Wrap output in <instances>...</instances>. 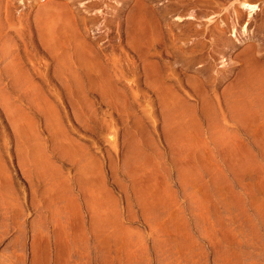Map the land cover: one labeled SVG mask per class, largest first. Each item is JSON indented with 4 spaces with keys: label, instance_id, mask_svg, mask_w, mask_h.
Listing matches in <instances>:
<instances>
[{
    "label": "rangeland",
    "instance_id": "374dc122",
    "mask_svg": "<svg viewBox=\"0 0 264 264\" xmlns=\"http://www.w3.org/2000/svg\"><path fill=\"white\" fill-rule=\"evenodd\" d=\"M54 2L69 5L71 11L83 7L85 1L0 0V36L10 38L14 64L23 69L16 68L26 71L37 88L34 93L22 90L23 100H19L13 78L7 79L0 65L1 89L11 92V100L21 103L28 115L26 122L31 120L14 128L0 96V193L11 194L19 204L6 219L0 212V264H264V0H104L92 11L102 14L100 22L76 23L78 28L90 29L79 36L95 60L89 73L71 60V70L80 77L77 85L57 75L58 67L40 46L34 29L36 11ZM241 3L256 8L248 12ZM137 16L144 17L143 25L148 22L145 31L143 26L134 28ZM42 96L53 107L49 112ZM173 97L177 108L169 104ZM239 98L244 100L241 107ZM52 113L63 132L54 134V128L50 129ZM22 134L29 141L38 140L43 155L57 170L60 188H54V198L58 208H65L71 193L79 200V214L87 228L99 213L100 218H109L113 230H119V238L100 236L98 241L89 234L86 240L78 231L76 214L70 215L67 224L73 236H58L54 225L38 228L40 217L48 213L42 196L48 177L35 173L30 159L24 161L27 144ZM67 140L91 158L83 180L77 173L82 164L61 154L60 146ZM183 169L195 178L182 175ZM199 173H207L206 178H199ZM83 186L95 200L93 209L84 202ZM148 186L160 196L161 203L154 207L141 206L142 192ZM165 187L169 196L163 195ZM190 191L202 203L195 209L198 212L189 204L186 192ZM86 242L93 248L84 257Z\"/></svg>",
    "mask_w": 264,
    "mask_h": 264
},
{
    "label": "bare ground",
    "instance_id": "6f19581e",
    "mask_svg": "<svg viewBox=\"0 0 264 264\" xmlns=\"http://www.w3.org/2000/svg\"><path fill=\"white\" fill-rule=\"evenodd\" d=\"M55 1V0H54ZM79 2H83V1H85L84 3H83V5H81V6H83V7H81V8H79V9H76V10H72L71 9V11H69V8H68V6L69 5H66V4H62V5H60V3H56V2H54V6H52V5H48V6H43L42 8H40V10H37L36 11V13L34 14V23H35V27H34V29H36V31H37V33H38V35H39V37H37L39 40H40V42H39V44H40V46L42 45V47H44V49H46L47 51H48V53H50L49 55H51L50 57H52V59H54V62L56 63V65H57V67L59 68H57V75H59V73H60V77L62 76V77H65V76H67V78L69 77V79L71 78L73 81L71 82V83H73L74 82V84L75 85H77L76 83L79 81V75L76 73V72H74V71H72L71 69V67H70V62H71V60H73V61H75L78 65H79V67H83V71H84V69H85V72L86 73H89V71H90V67H92V65H90L91 64V62H93L92 64H94V62H95V60L94 61H92V58H93V53L91 52V51H89V50H87L86 51V48H85V44H84V42H82V40L80 39V34H82V32H84V33H86V32H89V28H86V27H81V28H78V26H77V21L78 20H80V22L82 21L83 23L85 22V21H89V22H91V23H93V25L94 24H96V23H98V22H100V20L102 19V14L101 13H94V12H92L93 10H95V9H98L100 6H102V4H103V1L104 0H78ZM69 2H70V0H69ZM66 3V2H65ZM73 3H75V2H73ZM77 3V2H76ZM72 4V3H71ZM77 5V4H76ZM76 5H75V7H76ZM73 7V6H72ZM241 7H242V9H245V10H248V12L250 11V12H253L254 10H255V6H253V5H250V4H248V3H241ZM77 8V7H76ZM139 8H140V6H139ZM137 9V8H136ZM67 11V12H66ZM69 11V12H68ZM113 11V10H112ZM99 12H100V10H99ZM117 12V11H116ZM140 11H138V12H136V13H139ZM67 13H70L69 15H67ZM108 14V13H107ZM119 14V13H118ZM140 14V13H139ZM137 15V14H136ZM115 16V15H114ZM117 16V15H116ZM142 16V15H141ZM135 18V17H134ZM133 18V19H134ZM136 20H135V24H133L134 26V28L135 29H139V28H141L142 26V28H143V30H144V25H146V24H144L143 25V19H144V17L141 19L139 16H137L136 18H135ZM133 22V21H132ZM134 23V22H133ZM145 23V22H144ZM34 25V24H33ZM148 26V25H147ZM150 26V25H149ZM154 28V27H153ZM133 29V28H132ZM146 29V28H145ZM148 29V28H147ZM134 30V29H133ZM35 31V32H36ZM140 31V30H139ZM145 31V30H144ZM144 31L141 33V34H143L144 33ZM133 32V31H132ZM135 32V31H134ZM90 34V33H89ZM137 36H138V32L137 33H135ZM141 34L139 33V35L141 36ZM37 35V34H36ZM37 35V36H38ZM2 36V37H1ZM0 36V60L3 62V64H1L0 63V65H4L3 67V72L2 73H4V75L5 76H9V77H7V79L8 78H13V82H14V86H13V84L11 83V86H13V87H15V89L16 90H18L17 91V97H18V99L19 100H23V95L21 94V92H22V90H25L26 92H27V90L26 89H32V91L33 90H35V88H36V85H33L34 83L33 82H31V78L30 79H28V77H27V73H25V72H23V71H21V70H19L18 68H22L21 66H18V68H16L17 66H16V64H14V62H15V59L13 58V55L14 54H12L11 53V47H12V41L10 40V38L7 36V35H1ZM137 38V37H136ZM153 38V37H152ZM152 40V39H151ZM155 40V39H154ZM153 41H151V43H152ZM149 43H150V41H149ZM150 43V44H151ZM153 45V44H152ZM71 47V48H70ZM69 48L72 50V53H73V55L71 56L69 53ZM47 53V54H48ZM48 55V56H49ZM18 56V55H17ZM17 56H14V57H16L17 58ZM19 58H17V60H18ZM19 61V60H18ZM96 66V65H95ZM23 69V68H22ZM91 70H92V68H91ZM94 76V75H93ZM0 78H1V76H0ZM6 78V77H5ZM92 80V79H91ZM94 80V79H93ZM151 80V79H150ZM153 81H154V79H153ZM1 82V81H0ZM76 82V83H75ZM93 82V81H92ZM100 82V80L97 82V83H99ZM151 82V81H150ZM70 83V84H71ZM152 83H154V82H152ZM95 84H96V82H95ZM94 84V85H95ZM151 84V83H150ZM252 84V83H251ZM259 83H257L256 84V87H257V89H258V85ZM3 85V84H2ZM254 85V84H253ZM35 86V87H34ZM72 86V85H71ZM261 86V85H260ZM259 86V88L261 89V87ZM13 87H12V89H13ZM97 87V86H96ZM99 87V86H98ZM2 87L0 86V96H1V98H2V103H3V107H4V110H5V112L11 117V121H12V125L14 126V128H18L19 127V124H20V122H22L23 121V123L26 125V119L25 118H27V119H29L28 117H25V116H28L27 114L25 115L24 113H25V111L24 110H22L21 109V106L19 105V104H21V103H19L18 104V102H16V104L14 103V101H12L11 100V98H10V93L11 92H9L8 94L7 93H5L6 92V90H2L1 89ZM77 88H78V86H77ZM37 89V88H36ZM237 89V88H236ZM251 89V88H250ZM14 90V89H13ZM38 90H40V89H38ZM238 90V89H237ZM253 91H254V89H252ZM256 90V89H255ZM24 91V92H25ZM41 91V90H40ZM233 91V90H232ZM257 91V90H256ZM25 92V93H26ZM30 92V91H29ZM166 92V91H165ZM237 92H239L240 93V91L238 90ZM251 92V90L249 91V93ZM23 93V92H22ZM33 93H34V91H33ZM35 93H38V92H35ZM169 93V92H168ZM170 93H172V92H170ZM234 93V92H233ZM15 94V93H14ZM29 94V93H28ZM40 94V92L37 94V95H39ZM166 94H167V92H166ZM25 95H27V93L25 94ZM30 95V94H29ZM36 95V94H35ZM36 95V96H37ZM41 95H43L42 93H41ZM229 95V94H228ZM244 95V94H243ZM247 95V94H246ZM40 96V95H39ZM44 96V95H43ZM43 96H42V99H43V104L45 105V107H46V111L47 112H49L50 110H52V108L53 107H51L49 104L50 103H48L47 102V100H46V98H43ZM242 96V95H241ZM25 97H27V96H25ZM31 97V96H30ZM33 97V96H32ZM167 97H168V95H167ZM228 97H230V96H228ZM243 97V96H242ZM248 97V96H247ZM27 98H29V97H27ZM231 98V97H230ZM244 98V97H243ZM246 98V97H245ZM244 98V100H246ZM14 99V98H13ZM37 99V98H36ZM18 100V101H19ZM28 100V99H27ZM231 100V99H230ZM235 100V99H234ZM243 100V101H244ZM25 102H26V100H24ZM37 101H38V99H37ZM39 101H40V99H39ZM171 102L169 103L170 104V106L171 107H174V108H177V99L175 98V97H173V98H171V100H170ZM208 101V100H207ZM229 101V100H228ZM233 101V100H232ZM236 101V100H235ZM242 101V99L241 98H239L238 99V102L237 103H239V107H241V102H243ZM0 102H1V100H0ZM21 102V101H20ZM164 102V101H163ZM168 102V101H167ZM166 102V103H167ZM27 103V102H26ZM31 103H32V100H31ZM180 103V102H179ZM207 103V102H206ZM232 103V102H231ZM231 103H230V105H231ZM244 103V102H243ZM42 104V103H41ZM37 105V104H36ZM35 105V106H36ZM40 105V104H39ZM166 105V104H165ZM236 105V104H235ZM235 105H233V106H235ZM31 106V105H30ZM229 106V105H228ZM238 106V105H237ZM2 107V108H3ZM90 107V106H89ZM165 107V106H164ZM185 108V107H184ZM180 109V108H179ZM236 109H238L237 107H236ZM244 109V108H243ZM34 110H36V109H34ZM38 110V109H37ZM44 109L43 108H41V110L40 111H43ZM165 110H166V108H165ZM168 110V109H167ZM171 110H173V109H171ZM176 110V109H175ZM184 110V109H183ZM186 110V109H185ZM241 110V109H240ZM24 111V112H23ZM180 111V110H179ZM212 111V110H211ZM52 112H54V109H53V111ZM176 112V111H175ZM240 112V111H239ZM45 113V112H44ZM177 113H178V111H177ZM181 113V112H180ZM43 114V113H42ZM46 114V113H45ZM49 114V113H48ZM47 114V115H48ZM53 115H52V117L54 116V125L52 124V122H51V124L54 126V127H52L51 126V124L49 125V127H50V129L52 130V128H54V134H56V133H60V132H63V128H62V126L60 125V123H59V119H58V117L54 114V113H52ZM184 114V113H183ZM47 115H45V117L47 116ZM50 115H51V112H50ZM49 115V116H50ZM165 115H167V114H165ZM190 115V114H189ZM43 116V115H42ZM48 116V117H49ZM170 116V115H169ZM177 116V115H176ZM182 116V115H181ZM213 116H214V114H213ZM51 117V118H52ZM185 117V116H184ZM50 118V117H49ZM51 118L49 119V120H51ZM216 118V117H215ZM8 119H10V118H8ZM48 119V118H47ZM176 119V118H175ZM186 119V118H185ZM184 119V120H185ZM192 119H194V118H192ZM25 120V121H24ZM167 120V119H166ZM172 120H174V118L172 119ZM177 120V119H176ZM182 121H184L183 119H181ZM31 120H28V123L30 122ZM52 121V120H51ZM175 121V120H174ZM26 122V123H25ZM190 122V121H189ZM27 123V124H28ZM169 123V122H168ZM170 123H172V122H170ZM169 123V124H170ZM181 123V122H180ZM30 124H31V122H30ZM183 124H184V122H183ZM188 124H190V123H188ZM11 125V124H10ZM11 125V126H12ZM23 125V124H22ZM22 125L20 124V126L22 127ZM179 125V124H178ZM20 127V128H21ZM172 127V126H171ZM14 128H12V129H14ZM180 128V127H179ZM178 129V128H177ZM15 130V129H14ZM184 130H186L185 128H184ZM20 131V130H19ZM18 131V132H19ZM180 131V130H179ZM21 132V131H20ZM19 132V133H20ZM23 132V131H22ZM21 132V133H22ZM18 133V134H19ZM18 134H17V136H16V138L18 139ZM181 134V133H180ZM183 134V133H182ZM200 134V133H199ZM198 134V136H200ZM215 134V133H214ZM218 134V133H217ZM196 135V134H195ZM188 136V135H187ZM55 137V136H54ZM182 137V136H181ZM194 137V136H193ZM215 137V136H214ZM218 137H219V135H218ZM222 137V136H221ZM20 138L22 139L23 138V141H25L26 142V144H27V152H24V161H26V159H27V161L30 159L31 160V167H33V169H35L34 171H35V173H37V174H39V175H41L43 178L45 177V175L48 177V183H46L45 184V189H44V192H43V197H44V199L46 200V209L48 210V215L46 214H44L43 212H41V213H43V215L44 216H41L40 217V221L38 222V221H36V222H38V228H41V229H43V230H46V229H44V228H49V226H51V225H54V227H58V229H59V232H57V234H58V236L59 235H62V236H64V235H70V232H69V228L67 227V224L69 225V221H70V215H72V214H76V215H78V231H79V233L81 234L80 236H82L83 238L85 237L86 238V240H88V235L89 234H92V235H94L95 237H96V240H98L99 241V238H100V236H107L108 238H112V237H115V238H119L117 235H118V231L116 232V230H113L112 229V224H109V218H106V216L104 217V218H100V216H99V213L97 214H95L93 217H92V224H91V226H89L88 228L86 227V225H85V222H84V218L82 217V215H81V213L79 214V208L80 207H78V206H80V204H78V202H79V200H77L76 201V199H75V197L73 198V196L71 197V196H67V202H65L66 204V206H65V208L63 209V210H60V208H58V199H55L54 198V188H55V190L57 189V187L56 186H58L59 185V183H58V181H57V177H58V173L56 174V168L51 164V163H49V161H48V159L43 155V153H42V148H41V146H40V143L38 142V140L35 138V137H33L32 138V140H30L29 141V136L27 135V134H22V135H20ZM196 138H198V137H196L195 136V139ZM226 138V137H225ZM31 139V138H30ZM179 139V138H178ZM183 139V138H182ZM186 139V138H185ZM227 139V138H226ZM186 140H188V139H186ZM201 140V139H200ZM29 141V142H28ZM197 141H198V139H197ZM216 141V140H215ZM224 142H226V141H224ZM187 143V142H186ZM193 142H191V144H192ZM195 143V142H194ZM205 143V142H204ZM206 143H208V142H206ZM25 144V143H24ZM209 144V143H208ZM23 145V144H22ZM136 145V144H135ZM179 145V144H178ZM187 145H189V144H187ZM196 145V144H195ZM213 145V144H212ZM64 147H62V145L59 147L60 148V151H61V154H64V155H66L68 158H69V160L72 162V163H74V162H76V160H77V162H78V165H80V164H82V167H79L78 169H79V171L77 172L78 174H79V177H80V179H82L83 180V177H84V175L86 174V171H87V169H86V171H85V165L88 163V162H90L89 160L91 159L90 157H89V155L88 154H86V153H84V152H82L81 151V146H79V145H77V143H75L74 141H72V140H67L66 142H65V144L63 145ZM207 146H209V145H207ZM211 146V145H210ZM209 146V147H210ZM138 147V146H137ZM185 147V146H184ZM192 147H193V144H192ZM203 147H205V144H204V146ZM214 147V146H213ZM21 148H22V146H21ZM194 148V147H193ZM199 149H200V146L198 147ZM197 148V149H198ZM23 149V148H22ZM138 149V148H137ZM153 149V148H152ZM185 149V148H184ZM191 149V148H190ZM189 149V150H190ZM196 149V150H197ZM201 149H203L204 150V148H201ZM200 149V151H202ZM56 150H58V148L56 149ZM136 150V149H135ZM139 150V149H138ZM195 150V151H196ZM205 150H207V149H205ZM210 150V149H209ZM134 151V150H133ZM186 151V150H185ZM194 151V152H195ZM198 151V150H197ZM197 151H196V153H197ZM211 151V150H210ZM86 152V151H85ZM157 152V151H156ZM205 152V151H204ZM175 153V152H174ZM189 153V152H188ZM201 153H203V152H201ZM208 153V152H207ZM206 153V154H207ZM212 153H213V151H212ZM136 153H134V155H135ZM152 154V153H151ZM150 154V155H151ZM185 154V153H184ZM190 154H192V152L190 153ZM205 154V153H204ZM205 154V155H206ZM208 154H210V153H208ZM217 154V153H216ZM140 155H142V154H140ZM189 155V154H188ZM197 155H199V153L197 154ZM202 155V154H201ZM61 156V155H60ZM143 156V155H142ZM152 156V155H151ZM177 156V155H176ZM187 156V155H186ZM61 157H65V156H61ZM128 157V156H127ZM182 157V156H181ZM196 157V156H195ZM210 157V156H209ZM22 158H23V155H22ZM66 158V157H65ZM93 158V157H92ZM130 158V157H129ZM141 158V157H140ZM153 158V157H152ZM185 158H187V157H185ZM205 158V157H204ZM213 158H214V156H213ZM155 159H156V157H155ZM196 159H198V157L196 158ZM212 159V158H211ZM215 159H216V157H215ZM214 159V160H215ZM128 160V159H127ZM132 160V159H131ZM178 160V159H177ZM182 160V159H181ZM181 160H179V161H181ZM213 160V159H212ZM26 161V162H27ZM133 161H134V163L135 164H137V166L138 167H140L139 169H141V170H144L145 169V166L143 165V164H140L139 162H138V159H136V158H134L133 159ZM144 161H145V159H144ZM155 161V160H154ZM196 161V160H195ZM199 161H201L200 159H199ZM125 162V161H124ZM131 162V161H130ZM145 162H147V161H145ZM145 162H144V164H145ZM151 162V161H150ZM158 162V161H157ZM183 162V161H182ZM214 162H216V161H214ZM80 163V164H79ZM191 163V162H190ZM27 164V166L29 167V165H28V163H26ZM75 164V163H74ZM89 164V163H88ZM88 164H87V166H88ZM130 164V163H129ZM162 164V163H161ZM196 164V163H195ZM77 165V164H76ZM95 165V164H94ZM124 165H125V163H124ZM123 165V166H124ZM128 165V164H127ZM126 165V166H127ZM131 165V164H130ZM159 165V164H158ZM174 165H176V164H174ZM183 165V164H182ZM26 166V167H27ZM177 166H179V165H177ZM193 166H194V164H193ZM199 166V165H198ZM214 166H215V164H214ZM220 166V165H219ZM28 167H27V169H28ZM30 167V168H31ZM148 167V166H147ZM157 167V166H156ZM183 167H185V166H183ZM191 167V166H190ZM127 168V167H126ZM187 168H189V167H187ZM196 168V167H195ZM92 169V168H91ZM124 169V168H123ZM130 170L131 169V167L130 168H127V170ZM153 169V168H152ZM224 169V168H223ZM25 170V169H24ZM198 170V169H197ZM202 170V169H201ZM218 170H220V169H218ZM222 170V169H221ZM220 170V171H221ZM26 171V170H25ZM30 171V170H29ZM77 171V170H76ZM95 171V170H94ZM136 171V170H135ZM158 171H159V169H158ZM191 171V170H190ZM124 172H126L127 173V171H126V169L124 170ZM131 172V171H130ZM149 172H151V171H149ZM196 172V171H195ZM199 172H200V170H199ZM133 173V172H132ZM140 173V172H139ZM148 173V172H147ZM154 173V172H153ZM156 173V172H155ZM154 173V174H155ZM226 173V172H225ZM29 174H30V176H31V172H29ZM140 174H143V173H140ZM207 174V173H206ZM205 174V175H206ZM128 175V174H127ZM148 175H150V174H148ZM156 175V174H155ZM163 175V174H162ZM161 175V176H162ZM168 175H169V173H168ZM167 175V176H168ZM182 175H184V176H188V177H193V178H195L193 175H194V173L191 175V173L189 172V170L188 169H183V171H182ZM203 174L201 173H199V178H201V177H204V176H202ZM213 175V174H212ZM225 175V174H224ZM153 176V175H152ZM170 176V175H169ZM29 177V176H28ZM157 177V176H156ZM43 178H41V179H43ZM91 178H92V176H91ZM170 178V177H169ZM183 178H185V177H183ZM205 178H206V176H205ZM211 178V177H210ZM213 178V177H212ZM211 178V179H212ZM31 179V178H30ZM45 179V178H44ZM60 179V178H59ZM87 180H88V178H86ZM40 180V179H39ZM54 180H55V182H54ZM132 180V179H131ZM136 180H138V179H136ZM152 180V179H151ZM162 180V179H161ZM168 180V179H167ZM202 180H203V178H202ZM40 181H42V180H40ZM66 182V181H65ZM90 181L88 180V183H89ZM93 182V181H92ZM145 181H143V183H144ZM161 182V181H160ZM187 182V181H186ZM206 181H204V183H205ZM208 182H209V180H208ZM211 182V181H210ZM61 183H62V181H61ZM60 183V184H61ZM67 183V182H66ZM137 183H139V182H137ZM142 183V184H143ZM162 183V182H161ZM160 183V184H161ZM184 183V182H183ZM198 183V182H197ZM43 184V183H42ZM68 184V183H67ZM141 184V183H140ZM209 184V183H208ZM201 185V184H200ZM199 185V186H200ZM211 185H212V182H211ZM44 186V185H43ZM43 186H42V188H43ZM66 186V185H65ZM68 186V185H67ZM87 186V185H86ZM161 186V185H160ZM170 186V185H169ZM185 186V185H184ZM198 186V187H199ZM133 187V186H132ZM168 187V186H167ZM167 187H165V189H164V193H163V195L165 194V195H168L169 196V189L167 188ZM171 187V186H170ZM187 186H185V189H187L186 188ZM207 187V186H206ZM211 187V186H210ZM58 188H60L59 186H58ZM83 188V195H84V202H86L87 204H88V206H90V207H92V209L93 208H95V200L93 199V198H91V196L88 194L89 192H87V191H89L88 189L86 190V188H85V186H83L82 187ZM144 188V187H143ZM161 188V187H160ZM91 189V188H90ZM127 189V188H126ZM140 189V188H139ZM138 189V190H139ZM158 189V188H157ZM184 189V190H185ZM194 189H195V187H194ZM198 189V188H197ZM196 189V190H197ZM43 190V189H42ZM58 190V189H57ZM159 190V189H158ZM170 190H171V188H170ZM201 190V189H200ZM199 190V191H200ZM210 190V189H209ZM93 191V190H92ZM92 191H90V192H92ZM204 191V190H203ZM137 192V191H136ZM159 192V191H158ZM173 192V191H172ZM60 192H58L57 194H59ZM155 193V192H154ZM186 193H188V196L191 198V200H188V201H191V203H189V204H191L192 205V207L194 208V210L196 209L197 210V208H199V207H201V204H200V202L199 201H197V200H199L198 199V194H195L194 192H192V191H190V192H186ZM205 193V192H204ZM11 194H9V195H7V194H3V193H0V212H1V214H2V216L1 217H4L5 219H6V216H7V214H8V212L10 211V210H12L13 208H14V211H15V209H17L16 207L17 206H19V204L17 205L16 203H15V200L16 199H12L11 197H9ZM67 195V194H66ZM94 195V194H93ZM185 195V194H184ZM200 195V194H199ZM212 195V194H211ZM14 196V195H13ZM136 196H138V195H136ZM167 196V197H168ZM186 196V195H185ZM15 197V196H14ZM13 197V198H14ZM141 197H143V198H141L142 200H141V206H151V207H154V205H156V204H160L161 203V200H160V196H158V195H154L153 194V192L151 191V187L150 186H148V188L145 190V191H143L142 192V195H141ZM61 198V197H60ZM94 198H96L97 199V197H94ZM177 198V197H176ZM186 198H188L187 196H186ZM200 200H202V198H201V195H200ZM43 200V199H42ZM62 200V199H61ZM170 200V199H169ZM97 201V200H96ZM170 201H172V199L170 200ZM175 201H177V199L175 200ZM18 202V201H17ZM44 202V201H43ZM42 202V203H43ZM59 202H60V200H59ZM99 202H101V201H99ZM167 202V201H166ZM202 202V201H201ZM138 203H139V201H138ZM172 203V202H171ZM62 204V203H61ZM103 204V203H102ZM174 203H172L171 205H173ZM178 204V203H177ZM81 205H82V203H81ZM101 205V204H100ZM99 206V205H98ZM159 206V205H158ZM157 206V207H158ZM176 206V205H175ZM178 206V205H177ZM60 207V206H59ZM64 207V206H63ZM104 207V206H103ZM160 207H165V206H160ZM170 207V206H169ZM174 207V206H173ZM192 207H191V210H192ZM43 208V207H42ZM115 208V207H114ZM141 208H143V207H141ZM45 209V208H44ZM158 209H159V207H158ZM162 209V208H161ZM161 209H159V210H161ZM165 209V208H164ZM172 209V208H171ZM174 209V208H173ZM179 209H181V208H179ZM190 209V208H189ZM203 209V208H202ZM106 210V209H105ZM116 210V209H115ZM159 210H157L156 209V211H159ZM167 210H169V209H167ZM176 210V209H175ZM174 210V211H175ZM182 210V209H181ZM195 210V211H196ZM201 210V209H200ZM13 211V212H14ZM117 211V210H116ZM142 211V210H141ZM145 211V210H144ZM148 211V210H147ZM12 212V213H13ZM17 212H19V210L18 211H16V213ZM150 212V211H149ZM153 212H154V210H153ZM162 212H164L165 214H166V212L162 209ZM168 212V211H167ZM170 212V211H169ZM168 212V213H169ZM196 212H198V211H196ZM200 212V211H199ZM11 213V214H12ZM40 213V214H41ZM60 213H62V215H63V217L61 218V216H60ZM158 213V212H157ZM164 213H163V218L165 217L164 216ZM178 213V212H177ZM10 214V215H11ZM15 214V213H14ZM154 214V213H153ZM162 214V213H161ZM171 213H169V215H170ZM179 214V213H178ZM181 214V213H180ZM182 214H183V212H182ZM181 214V215H182ZM9 215V216H10ZM17 215V214H16ZM15 215V216H16ZM144 215V214H143ZM145 215H147V214H145ZM144 215V216H145ZM151 216H152V214H150ZM157 215H159V213L157 214ZM156 214H155V216H157ZM168 215V214H167ZM174 215V214H173ZM176 215V214H175ZM174 215V216H175ZM185 215V214H184ZM73 216V215H72ZM71 216V217H72ZM143 216V217H144ZM155 216H153V217H155ZM177 216V215H176ZM180 216V215H179ZM183 216V215H182ZM149 216H147V218H148ZM178 217V216H177ZM176 217V218H177ZM8 218V217H7ZM74 219L75 218H77L76 216L75 217H73ZM83 218V219H82ZM145 218V217H144ZM146 218V219H147ZM184 218V217H183ZM154 219V218H153ZM157 219H159V218H157ZM179 219V218H178ZM182 219V218H181ZM180 219V220H181ZM111 220V219H110ZM174 220V219H173ZM180 220H178V221H180ZM187 220V219H186ZM6 221V220H5ZM149 221H150V219H149ZM155 221V220H154ZM160 221V220H159ZM161 221H162V219H161ZM177 221V222H178ZM182 221H184V220H182ZM151 222V221H150ZM156 222V221H155ZM155 222H153V223H155ZM181 222V221H180ZM186 222V221H185ZM188 222V221H187ZM71 224V223H70ZM76 224V223H75ZM152 224V223H151ZM157 224H160V222L159 223H157ZM165 224V223H164ZM187 224V223H186ZM36 226V225H35ZM36 226V227H37ZM120 226H122V225H120ZM153 226V225H152ZM42 227H44V228H42ZM71 227V226H70ZM72 227H73V225H72ZM51 228V227H50ZM35 229V228H34ZM72 229V228H71ZM74 229H75V226H74ZM119 229L121 230V232L123 231L124 232V229L122 228V227H119ZM35 230H37V229H35ZM51 230V229H50ZM40 232H41V230H39ZM125 231L126 232H128V230L127 229H125ZM37 232H38V230H37ZM48 232L46 231V233L45 234H47ZM43 236H44V231H43V233H41ZM73 234V233H72ZM71 234V235H72ZM75 234V233H74ZM76 234H77V232H76ZM37 235H40V233L39 234H37ZM49 234H47V236H48ZM70 235V236H71ZM131 235V234H130ZM236 235V234H235ZM41 236V235H40ZM42 236V237H43ZM73 236V235H72ZM93 236V237H94ZM125 236V235H124ZM91 237V236H90ZM41 238V237H40ZM47 237H45V239H46ZM48 238H49V236H48ZM59 238V237H58ZM73 239H74V237H72ZM44 239V240H45ZM61 239H62V237H61ZM71 239V238H70ZM91 239V238H90ZM93 239V238H92ZM102 239V238H101ZM158 239V238H157ZM43 240V241H44ZM65 240H66V238H65ZM80 240V239H79ZM116 240V239H115ZM127 240V239H126ZM67 241H69V238H68V240ZM66 241V242H67ZM77 241V240H76ZM84 241V240H83ZM120 241V240H119ZM47 242V241H46ZM65 242V243H66ZM71 242V241H70ZM90 242H92V241H90ZM94 242H96V241H94ZM111 242V241H110ZM76 244H77V242H75ZM89 243V242H88ZM87 242L85 243V245L83 246V250H85V252L83 253L84 254V257L85 256H87L88 254H89V249H90V247H89V244H88ZM48 244V243H47ZM66 244H68V243H66ZM65 244V245H66ZM70 244H72V243H70ZM91 244V243H90ZM108 244H109V246H110V243L108 242ZM111 244H112V242H111ZM120 244H121V242H120ZM125 245V244H124ZM243 245V244H242ZM69 246V245H68ZM72 246V245H71ZM70 246V247H71ZM112 246H113V244H112ZM116 246H118V245H116ZM74 247V246H73ZM73 247H71V248H73ZM108 247V246H107ZM129 247H131V246H129ZM78 248H80V247H78ZM81 248H82V246H81ZM81 248H80V250H81ZM93 248V247H92ZM91 248V249H92ZM101 248V247H100ZM115 248V247H114ZM76 249V248H75ZM90 249V250H91ZM102 249V248H101ZM104 249V248H103ZM110 249L111 248H109L108 250L110 251ZM143 249V248H142ZM73 250V249H72ZM115 250V249H114ZM138 250V249H137ZM75 251V250H74ZM79 251V250H78ZM77 251V252H78ZM82 251V250H81ZM92 252V251H91ZM105 252V251H104ZM110 252H112V251H110ZM116 252V251H115ZM124 252V251H123ZM131 252H133V251H131ZM88 253V254H87ZM130 253V252H129ZM66 254V253H65ZM73 254V253H72ZM82 254V255H83ZM112 254V253H111ZM123 254V253H122ZM125 254V253H124ZM72 256V255H71ZM89 256V255H88ZM117 257V256H116ZM62 258V257H61ZM119 258V257H118ZM48 259V258H47ZM79 259V258H78ZM108 259V258H107ZM123 259V258H122ZM133 259V258H132ZM69 260V259H68ZM85 260V259H84ZM56 261V260H55ZM64 261V260H63ZM88 261V260H87ZM115 262H118V261H115ZM128 262H130V260L128 261ZM57 263V262H56ZM75 263V262H74ZM73 263V264H74ZM120 263V262H119ZM119 263H115V264H119ZM67 264V263H66ZM68 264H70V262L68 263ZM113 264H114V262H113ZM131 264H132V261H131Z\"/></svg>",
    "mask_w": 264,
    "mask_h": 264
}]
</instances>
